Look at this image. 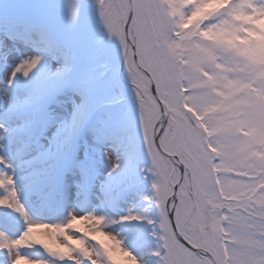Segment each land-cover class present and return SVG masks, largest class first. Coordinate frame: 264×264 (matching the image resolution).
Masks as SVG:
<instances>
[{
	"label": "snow or ice",
	"instance_id": "6c2138e0",
	"mask_svg": "<svg viewBox=\"0 0 264 264\" xmlns=\"http://www.w3.org/2000/svg\"><path fill=\"white\" fill-rule=\"evenodd\" d=\"M264 264V0H0V264Z\"/></svg>",
	"mask_w": 264,
	"mask_h": 264
},
{
	"label": "rangeland",
	"instance_id": "374dc122",
	"mask_svg": "<svg viewBox=\"0 0 264 264\" xmlns=\"http://www.w3.org/2000/svg\"><path fill=\"white\" fill-rule=\"evenodd\" d=\"M116 259H117L118 262H121V264H122V259H123V258H121V257L119 256V254L116 255Z\"/></svg>",
	"mask_w": 264,
	"mask_h": 264
}]
</instances>
